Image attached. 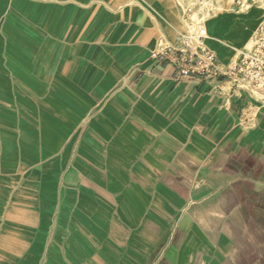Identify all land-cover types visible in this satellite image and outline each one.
<instances>
[{"label":"crops","instance_id":"obj_1","mask_svg":"<svg viewBox=\"0 0 264 264\" xmlns=\"http://www.w3.org/2000/svg\"><path fill=\"white\" fill-rule=\"evenodd\" d=\"M244 23L208 20L221 64ZM182 31L176 0H0V264H264V97L153 57Z\"/></svg>","mask_w":264,"mask_h":264},{"label":"built area","instance_id":"obj_2","mask_svg":"<svg viewBox=\"0 0 264 264\" xmlns=\"http://www.w3.org/2000/svg\"><path fill=\"white\" fill-rule=\"evenodd\" d=\"M181 10L183 31L174 43L160 39L153 57L166 61L181 76L197 75L203 79L231 84L232 89L259 93L264 97V36L259 27L253 36L254 45L237 62L223 65L215 53L205 46L207 37L202 23L192 25L189 15L197 3L208 0H176Z\"/></svg>","mask_w":264,"mask_h":264},{"label":"rangeland","instance_id":"obj_3","mask_svg":"<svg viewBox=\"0 0 264 264\" xmlns=\"http://www.w3.org/2000/svg\"><path fill=\"white\" fill-rule=\"evenodd\" d=\"M233 10L245 18L244 25L247 26L250 36L247 40L248 44L244 45L243 53H249L254 45L253 36L257 32V27L263 30L264 36V0H208L204 3H197L189 15V22L192 25L202 23L207 33L208 20L217 13ZM239 56L241 57V55Z\"/></svg>","mask_w":264,"mask_h":264},{"label":"bare ground","instance_id":"obj_4","mask_svg":"<svg viewBox=\"0 0 264 264\" xmlns=\"http://www.w3.org/2000/svg\"><path fill=\"white\" fill-rule=\"evenodd\" d=\"M257 29H258V27H257ZM257 29H256V31H257ZM206 31V30H205ZM206 35H207V33H206ZM207 38V37H206ZM249 42V41H248ZM248 42H246V45L248 44ZM239 55H240V52H238V53H236L235 55H234V58L233 59H236V58H238L239 57ZM239 59V58H238ZM238 59L235 61V62H237L238 61ZM234 62V63H235Z\"/></svg>","mask_w":264,"mask_h":264}]
</instances>
